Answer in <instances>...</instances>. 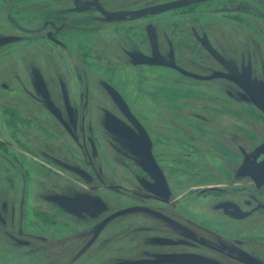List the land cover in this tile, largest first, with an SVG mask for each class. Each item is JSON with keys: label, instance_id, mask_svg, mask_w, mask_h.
Here are the masks:
<instances>
[{"label": "rangeland", "instance_id": "374dc122", "mask_svg": "<svg viewBox=\"0 0 264 264\" xmlns=\"http://www.w3.org/2000/svg\"><path fill=\"white\" fill-rule=\"evenodd\" d=\"M173 1L0 0V264H149L144 251H161L149 238L170 235L155 218L172 202L186 222L224 231L214 204L242 197L237 187L224 193L225 183L241 151L264 142V112L200 41L264 88V0H209L136 21L97 11ZM153 51L158 64L131 59ZM109 117L131 133L111 132ZM128 136L144 141L149 155ZM259 223L243 238L255 252L264 248ZM162 258L158 264L210 262Z\"/></svg>", "mask_w": 264, "mask_h": 264}, {"label": "flooded vegetation", "instance_id": "af4514ba", "mask_svg": "<svg viewBox=\"0 0 264 264\" xmlns=\"http://www.w3.org/2000/svg\"><path fill=\"white\" fill-rule=\"evenodd\" d=\"M78 7L83 8L84 6ZM207 55L213 59L208 53ZM124 125L129 128L128 125ZM142 142L145 143L144 141ZM263 143L262 141L250 150H244L245 152L241 151L240 160L234 168L232 177L229 182L225 183L226 189L224 193L230 192L232 194L235 188H230L237 187L236 190L242 193V197L234 200L230 199V195L227 194L225 198H221L214 204L213 208L225 219L224 233L221 232V229L201 228L195 223L186 222L184 218L174 213L176 204L172 202L170 205L166 204L162 213H160L164 219L153 218L159 222L157 230L160 233L175 235L177 241L164 242V238H168L170 235L163 234L149 238L150 243H147V246L152 244V246L158 247L157 249L161 251L147 252L146 250L144 253L148 259L143 260H147L149 264H153V262L158 264L157 261L164 259L162 258L163 256H173L179 259L182 255L190 254L207 257L210 261L207 264H264V248L256 252L252 251L249 245L250 242L247 243L243 240L244 236L251 232L249 228L253 224L264 222V151H262L260 156L256 158L254 156ZM209 188L214 193L213 196L217 198L222 194L218 193L221 192L218 189V185ZM0 223L3 226L5 225L3 218L0 219ZM75 235L78 234L75 233ZM159 239L163 240L158 242L160 241ZM183 241L186 242L189 252L184 251L185 246L181 245ZM91 245H94V243ZM130 261L136 263L138 260ZM181 261L184 264H204L197 262L198 260L196 259H183Z\"/></svg>", "mask_w": 264, "mask_h": 264}, {"label": "water", "instance_id": "95a60500", "mask_svg": "<svg viewBox=\"0 0 264 264\" xmlns=\"http://www.w3.org/2000/svg\"><path fill=\"white\" fill-rule=\"evenodd\" d=\"M206 1H209V0H177V1L167 3V4H161V5L148 7V8H144V9H140L136 11H129L125 13L109 12L100 7L97 8V11L99 15L105 18L106 20H115V19L121 18L123 20L131 21V20H137V19H141L144 17H148V16H154L158 14L171 12L174 10H178V9H181L187 6L195 5V4L206 2ZM78 2L79 0H77V3ZM87 4L88 3H84L82 5L78 4V5L83 6ZM149 37H150V41L153 43L154 40L152 36L149 35ZM200 43H201V46L205 49V51L226 70L228 74L227 77H229L230 80H232L237 86H239L248 95L251 102H253L257 107L261 109V111L264 112V88L262 86L256 87L254 86V84H252L249 72L244 73V74H239L238 72H236V70L228 62H226V60H224L208 44V42L205 39L201 40ZM131 59L133 60L135 64H139V65H155L159 63L155 56V52L152 54L151 57H145L142 55H133ZM219 76H223V74L215 73L213 75V77H219ZM111 95L113 96L114 100L116 101L115 103L117 104L119 110L121 111L123 116L126 118V120H128L129 123H131L133 126L138 128L137 121L135 120L131 112L129 111L128 107L124 104V102H122L120 97L116 93H111ZM108 124H109V129L111 130V132L115 134H118V135L119 134L120 135L130 134L129 128L126 127L121 121L117 120L114 117L108 118ZM127 141L130 144V146L134 150L139 152L144 158L147 157V155H149L148 146L142 141H140L139 138L135 136H128ZM262 151H264V143L257 149L254 155L255 158L260 156L262 154ZM147 162H148V166L150 167L151 171L156 175V179L158 180L159 185L161 187H164L165 181L158 167L154 163V161L151 160V158H148ZM117 215L119 214H114L111 217H109L107 220H105L101 224L100 227H102L105 223H107L112 218L116 217Z\"/></svg>", "mask_w": 264, "mask_h": 264}, {"label": "trees", "instance_id": "16d2710c", "mask_svg": "<svg viewBox=\"0 0 264 264\" xmlns=\"http://www.w3.org/2000/svg\"><path fill=\"white\" fill-rule=\"evenodd\" d=\"M192 6H194V5H191V6H188L189 8H192ZM188 7H185V9H189ZM184 9V8H183Z\"/></svg>", "mask_w": 264, "mask_h": 264}]
</instances>
